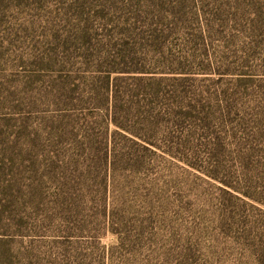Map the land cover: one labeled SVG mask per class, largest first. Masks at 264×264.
<instances>
[{
    "label": "rangeland",
    "instance_id": "374dc122",
    "mask_svg": "<svg viewBox=\"0 0 264 264\" xmlns=\"http://www.w3.org/2000/svg\"><path fill=\"white\" fill-rule=\"evenodd\" d=\"M258 113L264 0H0V264H264Z\"/></svg>",
    "mask_w": 264,
    "mask_h": 264
},
{
    "label": "trees",
    "instance_id": "16d2710c",
    "mask_svg": "<svg viewBox=\"0 0 264 264\" xmlns=\"http://www.w3.org/2000/svg\"><path fill=\"white\" fill-rule=\"evenodd\" d=\"M113 72L117 73L118 75L130 73L125 71L124 69H117ZM112 74L113 73L111 71V73L107 75V80H111ZM114 93V95H117L118 90L114 91ZM234 108L236 109L237 107L235 106ZM237 111L238 114H240L239 110ZM118 114V105L116 101L112 115L111 112L109 114L110 119L117 127L116 132H127V124L125 123V121H121L122 119L118 117ZM240 120L246 121L243 116ZM254 129L255 138L257 140L264 141V113H258L257 117H255ZM148 144L152 145L151 143ZM262 151L263 150H260L259 148L253 147V145L248 148H241V159L245 163L246 167L243 172L241 171L236 173L238 178L234 177L233 173H230L229 176L227 175V178L220 177V172L222 170L221 165L214 164L213 160H211L205 171L206 175L209 178L219 182L221 184V190L231 197H235L239 200L245 201L246 205H249L248 202H250L259 204L264 207V153Z\"/></svg>",
    "mask_w": 264,
    "mask_h": 264
}]
</instances>
